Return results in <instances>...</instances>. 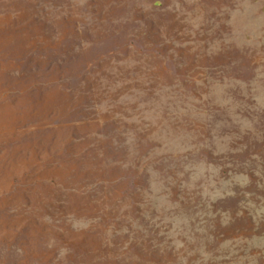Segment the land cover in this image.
<instances>
[{
    "label": "rangeland",
    "instance_id": "1",
    "mask_svg": "<svg viewBox=\"0 0 264 264\" xmlns=\"http://www.w3.org/2000/svg\"><path fill=\"white\" fill-rule=\"evenodd\" d=\"M0 264H264V0H0Z\"/></svg>",
    "mask_w": 264,
    "mask_h": 264
}]
</instances>
